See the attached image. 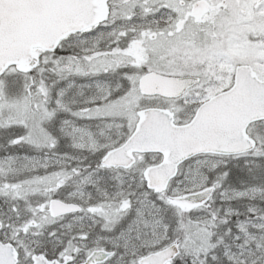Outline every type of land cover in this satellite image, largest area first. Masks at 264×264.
I'll return each mask as SVG.
<instances>
[{"label":"snow or ice","instance_id":"1","mask_svg":"<svg viewBox=\"0 0 264 264\" xmlns=\"http://www.w3.org/2000/svg\"><path fill=\"white\" fill-rule=\"evenodd\" d=\"M0 264H264V0H0Z\"/></svg>","mask_w":264,"mask_h":264}]
</instances>
